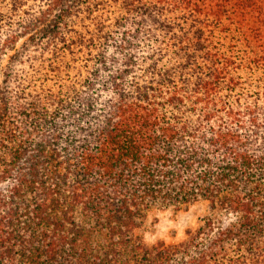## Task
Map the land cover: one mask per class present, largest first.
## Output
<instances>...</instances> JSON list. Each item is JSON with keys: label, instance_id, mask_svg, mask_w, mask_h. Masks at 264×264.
<instances>
[{"label": "trees", "instance_id": "obj_1", "mask_svg": "<svg viewBox=\"0 0 264 264\" xmlns=\"http://www.w3.org/2000/svg\"><path fill=\"white\" fill-rule=\"evenodd\" d=\"M0 264H264V0H0Z\"/></svg>", "mask_w": 264, "mask_h": 264}, {"label": "rangeland", "instance_id": "obj_2", "mask_svg": "<svg viewBox=\"0 0 264 264\" xmlns=\"http://www.w3.org/2000/svg\"><path fill=\"white\" fill-rule=\"evenodd\" d=\"M237 44L240 45V43ZM210 212V203L200 199L186 207L150 209L143 218L137 234L146 246L160 242L165 245L176 244L188 238L190 231L200 227Z\"/></svg>", "mask_w": 264, "mask_h": 264}]
</instances>
